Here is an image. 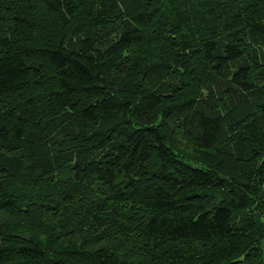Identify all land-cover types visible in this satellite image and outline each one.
Returning a JSON list of instances; mask_svg holds the SVG:
<instances>
[{
  "label": "trees",
  "instance_id": "1",
  "mask_svg": "<svg viewBox=\"0 0 264 264\" xmlns=\"http://www.w3.org/2000/svg\"><path fill=\"white\" fill-rule=\"evenodd\" d=\"M33 86L0 264H264V0H0V101Z\"/></svg>",
  "mask_w": 264,
  "mask_h": 264
},
{
  "label": "rangeland",
  "instance_id": "2",
  "mask_svg": "<svg viewBox=\"0 0 264 264\" xmlns=\"http://www.w3.org/2000/svg\"><path fill=\"white\" fill-rule=\"evenodd\" d=\"M37 33V30H32L31 31V34H36ZM29 62L31 63H34V64H40L41 67H42V70L43 72L47 75V76H50V75H53V71L51 69V67L49 66L48 62L41 56L39 55H33L32 57H30L28 59ZM50 84H52V86H55V78H52L49 80ZM36 94V95H40L42 94L40 91L36 90L35 87L33 86V89H27V90H23L22 92L18 93L16 96H12V97H9V98H6L4 99L3 101L1 100L0 101V107L4 106L5 103H7V105H13V104H16L17 102H20L21 100H23L24 98H26L27 96H29L30 94ZM6 106V105H5ZM188 152H190V146H186L184 144L183 146ZM24 234H28L29 237H30V234L28 232H25ZM212 246V247H211ZM222 246V244H217V245H211V244H207V245H203L200 247L201 249L203 248H207V247H211V248H214V249H220Z\"/></svg>",
  "mask_w": 264,
  "mask_h": 264
},
{
  "label": "water",
  "instance_id": "3",
  "mask_svg": "<svg viewBox=\"0 0 264 264\" xmlns=\"http://www.w3.org/2000/svg\"><path fill=\"white\" fill-rule=\"evenodd\" d=\"M13 236L18 237V238H22L24 240H28L29 239V235L28 234H13Z\"/></svg>",
  "mask_w": 264,
  "mask_h": 264
}]
</instances>
